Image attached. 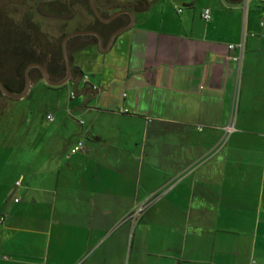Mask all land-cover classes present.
I'll return each instance as SVG.
<instances>
[{"label": "crops", "instance_id": "0c3cea01", "mask_svg": "<svg viewBox=\"0 0 264 264\" xmlns=\"http://www.w3.org/2000/svg\"><path fill=\"white\" fill-rule=\"evenodd\" d=\"M160 1L111 46L69 51L88 82L0 192V264H264V2Z\"/></svg>", "mask_w": 264, "mask_h": 264}, {"label": "flooded vegetation", "instance_id": "af4514ba", "mask_svg": "<svg viewBox=\"0 0 264 264\" xmlns=\"http://www.w3.org/2000/svg\"><path fill=\"white\" fill-rule=\"evenodd\" d=\"M144 6V0H0V80L10 91L21 92L28 66L30 85L36 78L43 80L38 65L47 69L51 81L66 78L62 47L65 36L96 31L103 34L102 43L107 46L111 33L129 25L130 12ZM119 11L112 29L105 33L104 21ZM98 41L93 34L72 36L66 41L67 55L71 49L79 50L91 42L98 47ZM1 97L7 102L0 91ZM2 104L0 119L8 112V103Z\"/></svg>", "mask_w": 264, "mask_h": 264}, {"label": "rangeland", "instance_id": "374dc122", "mask_svg": "<svg viewBox=\"0 0 264 264\" xmlns=\"http://www.w3.org/2000/svg\"><path fill=\"white\" fill-rule=\"evenodd\" d=\"M170 1L161 0L160 2L167 4ZM180 8L183 10V7ZM249 13L251 19L252 12ZM175 16L178 14L172 9V5H169L166 10V18L172 20ZM242 22H244V17ZM69 93V83L53 88L41 80L38 85L31 84L28 94L23 98L7 97V102L5 98H0L2 105L8 103V112L0 119V192L13 181L12 176L18 166L27 165L33 161L32 134L41 127L51 125L46 118L48 114L54 115L55 110L52 105L67 103ZM21 135L25 136L20 139ZM13 188L10 187L11 191ZM10 196L11 203L8 205L13 203V193Z\"/></svg>", "mask_w": 264, "mask_h": 264}, {"label": "water", "instance_id": "95a60500", "mask_svg": "<svg viewBox=\"0 0 264 264\" xmlns=\"http://www.w3.org/2000/svg\"><path fill=\"white\" fill-rule=\"evenodd\" d=\"M121 14V11L119 12H116L114 13L108 20L104 21L105 25H104V29L103 31H105V33H108L111 29H112V22L114 21V19L119 16ZM130 15H131V22L129 23V25L127 26H124L116 31H114L113 33L110 34L109 36V40H108V46H111L115 40V38L122 32H124L125 30L129 29L132 25H133V22H134V13L133 12H130ZM77 34H93L95 35L97 38H98V46L99 48H101V45H102V41H103V34L99 33V32H96V31H81V32H76V33H70L68 34L67 36H65V38L63 39V42H62V47H63V58H64V63H65V66H66V70H67V77L60 80V81H51L49 79V76H48V72H47V69L44 67V66H41V65H38L41 70H42V78L44 80V82L47 84V85H50V86H61L69 81H72L74 82V85H76L78 83V81L81 79L82 77V72H80L79 75H77L76 77H74L73 75V71H72V68H71V65H70V62H69V59H68V55H67V52H66V41L72 37V36H75ZM30 66L27 67L26 71H25V87L24 89L21 91V92H13V91H10L5 85L4 83L0 80V91L2 92L3 95H5L6 97H9V98H12V99H20V98H23L25 97L28 92H29V87H30V79H29V76H28V69H29Z\"/></svg>", "mask_w": 264, "mask_h": 264}, {"label": "built area", "instance_id": "2783aa9c", "mask_svg": "<svg viewBox=\"0 0 264 264\" xmlns=\"http://www.w3.org/2000/svg\"><path fill=\"white\" fill-rule=\"evenodd\" d=\"M251 2H264V0H241V6H242V10H243L244 14L247 13L248 8H249V4ZM177 11L181 12L182 8L177 7ZM201 16H202L203 20L208 21L211 18L210 10L204 9L202 11ZM263 24H264V20L261 21V25H263ZM244 37H245V32L243 33V36H242L239 43L228 45V50L233 52V54L228 55V58L236 65L237 85H238L240 75H241L242 61H243V55H244V51H245ZM81 79L85 83L88 82V77L86 75H83ZM75 94H76L75 90L70 91V93H69L70 98H73L75 96ZM124 111H127V110H124ZM47 119L53 120V117L51 116V114L47 115ZM224 131H225V134H224L223 139H226L234 131L233 124H228L227 126H225ZM82 148H83L82 143L79 142L77 145L73 146L70 149V153L74 154V153L80 151ZM21 181H22V178H19L15 182V184L18 185V184H20ZM154 200H155L154 196H151V197L147 198L145 201H142L141 203L137 204V206L129 213L127 219L130 220L131 222H136L139 219V217L141 216V214L146 210L147 207H149V205L152 204V202Z\"/></svg>", "mask_w": 264, "mask_h": 264}, {"label": "trees", "instance_id": "16d2710c", "mask_svg": "<svg viewBox=\"0 0 264 264\" xmlns=\"http://www.w3.org/2000/svg\"><path fill=\"white\" fill-rule=\"evenodd\" d=\"M83 76V75H82ZM82 78V77H81ZM73 91V90H72ZM154 196V199H156V197H155V195H153ZM1 220H3V218H1Z\"/></svg>", "mask_w": 264, "mask_h": 264}]
</instances>
